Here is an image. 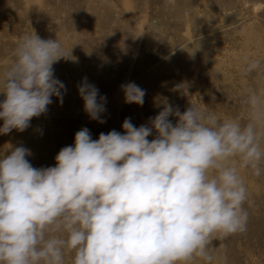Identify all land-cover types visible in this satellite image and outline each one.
Returning <instances> with one entry per match:
<instances>
[{"label":"clouds","instance_id":"obj_1","mask_svg":"<svg viewBox=\"0 0 264 264\" xmlns=\"http://www.w3.org/2000/svg\"><path fill=\"white\" fill-rule=\"evenodd\" d=\"M13 56L0 74L3 135L25 131L66 90L54 76L67 58L58 39L33 31ZM243 59L246 73L264 77L259 59ZM121 88L125 103L143 105L144 89ZM78 93L90 118L105 123L106 96L87 77ZM243 103L246 122L165 101L148 124L126 118L123 134L93 140L81 128L46 168L9 145L0 155V264H65L66 253L71 264H212L213 241L247 229L241 169L264 174V88L248 89Z\"/></svg>","mask_w":264,"mask_h":264},{"label":"rangeland","instance_id":"obj_2","mask_svg":"<svg viewBox=\"0 0 264 264\" xmlns=\"http://www.w3.org/2000/svg\"><path fill=\"white\" fill-rule=\"evenodd\" d=\"M33 31L62 44L67 58L53 68L65 85L63 102L53 96L25 131L0 134V155L22 145L36 168L55 166L81 128L93 140L112 130L123 134L126 118L136 127L148 124L165 101L181 113L194 104L246 122L248 89L264 88V77L246 73L243 59H259L264 69V0H0V74L13 62L18 40ZM85 77L107 98L105 123L84 110L78 85ZM129 82L145 90L142 106L124 102L121 85ZM241 175L247 229L213 241L212 264H264V174L241 169Z\"/></svg>","mask_w":264,"mask_h":264}]
</instances>
